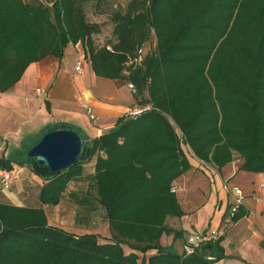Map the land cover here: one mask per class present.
<instances>
[{
  "label": "trees",
  "instance_id": "trees-1",
  "mask_svg": "<svg viewBox=\"0 0 264 264\" xmlns=\"http://www.w3.org/2000/svg\"><path fill=\"white\" fill-rule=\"evenodd\" d=\"M104 1L0 0V93L30 64L81 44L96 77L131 85L134 105L151 108L93 140L66 124L44 131L72 130L83 142L76 161L56 173L27 157L41 137L0 158V170L25 167L43 182L39 207L0 203V264H215L225 257L221 237L190 254L159 240L183 237L166 224L184 216L173 190L191 168L182 147L217 170L238 159L240 171L264 174V0H128L97 46L101 27L83 4ZM82 179L87 190L71 197L86 214L103 212V242L48 224L43 207L59 205L68 184ZM241 217L239 209L232 223Z\"/></svg>",
  "mask_w": 264,
  "mask_h": 264
},
{
  "label": "crops",
  "instance_id": "crops-1",
  "mask_svg": "<svg viewBox=\"0 0 264 264\" xmlns=\"http://www.w3.org/2000/svg\"><path fill=\"white\" fill-rule=\"evenodd\" d=\"M85 56L81 44L69 45L61 59L48 56L30 64L11 90L0 93V151L8 146L5 158L23 151L44 131L59 124H66L85 139L93 140L112 129L119 118L136 107L128 86L119 80L96 77ZM77 65L81 68L80 73L75 71ZM37 89L41 93L37 94ZM85 105L91 108L95 119L90 120ZM189 157L190 170L173 182L184 216L166 220L169 227L182 231L183 237L173 242L172 236L163 235L160 245L173 244L176 252L181 253L189 232L198 230L200 220H206L207 225L202 228L206 226L210 231L219 232L224 251L225 257L215 264H264V174L240 171L238 159L217 170ZM95 162L96 156L88 162V166L92 165L90 171L84 164L85 176L94 173ZM22 169L26 168H21L19 173ZM33 177V184L38 187L36 197L28 195L30 184L14 178L15 195L0 190V203L39 207L38 193L43 182L37 176ZM226 184L243 193L240 207L243 217L227 226L224 217L232 198L223 190ZM82 190L85 192L87 185ZM69 229L66 232L83 234ZM99 241L103 242L100 238ZM124 250L130 252L127 247ZM155 253L149 251L146 256Z\"/></svg>",
  "mask_w": 264,
  "mask_h": 264
},
{
  "label": "rangeland",
  "instance_id": "rangeland-1",
  "mask_svg": "<svg viewBox=\"0 0 264 264\" xmlns=\"http://www.w3.org/2000/svg\"><path fill=\"white\" fill-rule=\"evenodd\" d=\"M127 1L128 0H105L104 3H101L99 6H97L93 2H84L83 6H84L86 19L89 22L96 23L101 27V33L93 37L94 42L97 46H103L110 39V33L112 28V24L110 21L111 16L113 12L117 10H123ZM153 44H154V40L152 36L149 45L143 48V54L147 52L149 48L153 47ZM7 148L8 146H5L0 151V158L5 156V153H7ZM182 148L187 155H190L185 147ZM87 164L88 163L85 164L86 167H88L87 171H90L91 168L89 167H91L92 165L88 166ZM15 167H16L15 171L14 168L11 170L13 171L12 174L13 178L11 180L9 188L8 189L0 188V190L3 192H7V194L10 196L15 195V190H14L15 187L13 186L12 183L14 178H17L20 180H24V182L26 181L28 185L30 184L29 186L31 187V191L28 192L29 193L28 195L30 198H32V196L36 197L38 187L35 184H33L34 181L32 179L34 178L33 177L34 175L31 174V172L27 168L22 169L21 173H19L20 169L23 167L20 168H18V166ZM34 180L36 179L34 178ZM86 185H88L87 181L71 182V184H68L65 198L59 204L58 207L54 208V207L44 206V211L47 216L48 224L60 228L64 231L70 230L69 228H74L75 229L74 231H78L79 233H83V234H96L99 236V238L102 236H108L110 233L103 212L98 210L94 213L86 214V212L83 211V209L80 208L71 197V194L73 193L82 192L83 191L82 188H85ZM76 215L78 219L76 218ZM76 221H79V223H76ZM200 221H201L200 222L201 226L198 230L202 232L208 229L206 226L202 228V225H207L205 222L206 220L205 221L200 220ZM192 232H194V230H191L189 232V235H191Z\"/></svg>",
  "mask_w": 264,
  "mask_h": 264
},
{
  "label": "water",
  "instance_id": "water-1",
  "mask_svg": "<svg viewBox=\"0 0 264 264\" xmlns=\"http://www.w3.org/2000/svg\"><path fill=\"white\" fill-rule=\"evenodd\" d=\"M82 139L78 133L60 129L45 133L27 152V157L37 160L38 165L46 166L56 173L67 169L82 151Z\"/></svg>",
  "mask_w": 264,
  "mask_h": 264
},
{
  "label": "built area",
  "instance_id": "built-area-1",
  "mask_svg": "<svg viewBox=\"0 0 264 264\" xmlns=\"http://www.w3.org/2000/svg\"><path fill=\"white\" fill-rule=\"evenodd\" d=\"M109 49V47H108ZM75 71L77 73H80L81 68L79 65L75 67ZM129 90H132L131 85H127ZM36 93L39 94L41 91L39 89L36 90ZM87 114L90 117V120L95 119L94 114L92 113V110L88 106H84ZM151 108L149 106H144V107H134L128 112V116H138L143 112L149 111ZM13 171H5V170H0V188L1 189H8L11 183V180L13 178ZM174 190V189H173ZM223 190L230 194L232 201H231V206L230 209L228 210L227 214L224 217V225H229L232 223V217L239 211L242 200H243V193L242 191L237 188V187H231L229 185H224ZM264 212V210H263ZM192 236V237H191ZM219 237V232L218 231H213V230H204L200 232L199 230L195 229L194 232H192L191 235L187 236L185 243L183 245L182 251L185 254H190L192 253L195 249H198L202 247L203 245L207 243H213L217 241ZM210 259V258H208Z\"/></svg>",
  "mask_w": 264,
  "mask_h": 264
}]
</instances>
